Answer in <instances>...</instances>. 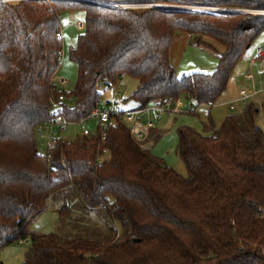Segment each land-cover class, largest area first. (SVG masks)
Here are the masks:
<instances>
[{"label": "trees", "instance_id": "trees-1", "mask_svg": "<svg viewBox=\"0 0 264 264\" xmlns=\"http://www.w3.org/2000/svg\"><path fill=\"white\" fill-rule=\"evenodd\" d=\"M64 11L85 13L68 52L78 67L71 93L54 81ZM177 32L197 46L221 44L218 67L179 77L170 61ZM263 32L264 0H0V251L28 242L23 264H264V132L255 104L219 128L210 122L205 134L178 128L187 178L122 121L105 139L98 129L72 142L59 137L48 154L36 135L60 96L64 117L79 124L102 88L122 76L138 80L130 97L138 108L182 96L196 107L215 104ZM57 192L71 199L60 216L75 229L93 210L109 229L74 237L30 232Z\"/></svg>", "mask_w": 264, "mask_h": 264}, {"label": "rangeland", "instance_id": "rangeland-1", "mask_svg": "<svg viewBox=\"0 0 264 264\" xmlns=\"http://www.w3.org/2000/svg\"><path fill=\"white\" fill-rule=\"evenodd\" d=\"M191 9L207 12L216 10V8L210 7H192ZM61 20L62 31L64 30L62 34V55H64V59L60 63L57 74L68 82L65 87L59 81L56 84L61 90L71 93L75 90L77 84L78 67L70 59L68 52L70 47L76 45L79 35L82 33L78 29L77 24L85 22V13L83 11H64L61 14ZM205 41L211 47L197 46L194 38L188 33H176L170 50V61L177 70L179 77L195 72L210 73L218 67L219 54L224 51V47L211 39H206ZM258 47L264 50V32L256 38L251 48L245 54L247 55V59L243 58L236 65L227 89L215 103L214 107L211 108L206 104L196 107L195 103L182 96L177 101L179 105L178 112L163 111L160 113L161 118L152 116L154 129H146L144 126L149 119L145 117L141 118L140 122L142 125L139 126V129L145 133V138L141 143L146 148H149L155 156L163 159L177 173L187 178L188 171L178 153L177 130L179 127L188 126L201 134H205V125L212 122L216 128H219L227 115L242 112L247 105L253 103L260 111L256 118V124L264 132V57L258 58L256 64L250 66L251 60L257 57V55H252V52ZM57 74L55 78H58ZM248 75H252L253 79L247 80L246 76ZM137 86V79L125 76L120 78L112 87H103L101 90V107L111 100H116L124 110L132 111L139 109L137 102L130 99ZM117 92L120 93L119 96L116 95ZM244 95L248 96L247 103L245 105L242 102L239 103L236 110L232 111L230 109L231 104ZM68 104L73 106L74 101L70 100ZM86 127L95 132L97 131V122L95 120H88ZM82 132V125L72 123L66 131L59 133V137L64 141L72 142L81 137ZM66 206H72L70 198L65 197L61 192L52 194L39 217L31 223L30 232L34 234L56 233L63 237H74L75 235H87L88 232L90 234L95 232L101 233L111 226V222L100 211L93 210L88 214V221L82 229H75L72 221H69V219L64 221L60 216L61 210ZM72 215L73 217L78 216L75 212ZM29 250L30 244L28 242L15 243L0 251V258L4 264H23Z\"/></svg>", "mask_w": 264, "mask_h": 264}, {"label": "built area", "instance_id": "built-area-1", "mask_svg": "<svg viewBox=\"0 0 264 264\" xmlns=\"http://www.w3.org/2000/svg\"><path fill=\"white\" fill-rule=\"evenodd\" d=\"M3 1H18V0H3ZM78 29L83 30L84 24L78 23ZM259 57L264 56V50H259ZM64 59V55H61L59 58V63ZM122 76L121 78H123ZM247 80L253 79L252 75L246 76ZM54 81H59L60 84L65 87L67 82L65 79L61 77L54 78ZM116 95H120L119 92ZM116 97V96H115ZM65 101L64 96H60L59 100H55L52 102L51 108V118L46 122L38 125L36 128V135L38 139V147L39 150L43 154H48L50 150H53L57 145V140L59 138V133L61 131H66L68 126L72 124L68 121L63 115V107L62 102ZM248 101V96L244 95L240 97L238 100L234 101L230 109L232 111L236 110L239 103H243L244 105ZM214 104L209 103V107H212ZM163 111H179V105L177 101L173 99H168L165 102H153L149 106L144 108H139L137 110L127 111L122 108V106L116 101L111 100L107 102L103 107L99 102L98 106L93 110V112L88 116V118L81 121L79 124L82 125V135L81 137H90L94 132L89 130L86 127V122L88 120H95L97 122V129L102 134L103 139L106 138L107 130L110 128H116L119 124V121H122L130 126V130L133 136L136 139L142 140L145 138V133L139 129V124L141 123V118H148L149 121L145 124V128L151 130L154 128V123L152 121V116L157 118H161L160 113Z\"/></svg>", "mask_w": 264, "mask_h": 264}, {"label": "crops", "instance_id": "crops-1", "mask_svg": "<svg viewBox=\"0 0 264 264\" xmlns=\"http://www.w3.org/2000/svg\"><path fill=\"white\" fill-rule=\"evenodd\" d=\"M83 24H84V23H83ZM63 31H64V30H63ZM250 48H251V47H250ZM250 48H249V49H250ZM249 49H248V50H249ZM261 49H262V48H261ZM261 49L258 47L256 50H255V49L253 50L252 55H254V56L257 55V57H256L255 59H252V60H251V62H250V66H253L254 64H256V60H257L258 58H263V57H264V56H263V57H259V55H258V54H259V50H261ZM248 50H247V51H248ZM247 51L245 52V54L247 53ZM245 54L243 55L242 59H243V58H244V59H247V55H245ZM242 59H241V60H242ZM56 74H57V73H56ZM57 77H60V76H58V74H57ZM243 94H245V93H243ZM214 105H215V104H214ZM214 105H213L212 107H214ZM212 107H211V108H212ZM227 116H228V115H227ZM140 125H142V123L139 124V126H140ZM143 126H144V124H143ZM144 127H145V126H144ZM153 129H154V128H153ZM151 130H152V129H151Z\"/></svg>", "mask_w": 264, "mask_h": 264}, {"label": "water", "instance_id": "water-1", "mask_svg": "<svg viewBox=\"0 0 264 264\" xmlns=\"http://www.w3.org/2000/svg\"><path fill=\"white\" fill-rule=\"evenodd\" d=\"M188 9H190V10H194V9H191V8H188Z\"/></svg>", "mask_w": 264, "mask_h": 264}]
</instances>
